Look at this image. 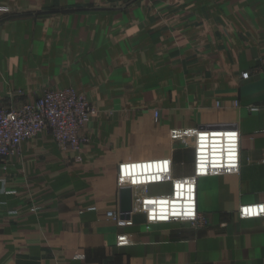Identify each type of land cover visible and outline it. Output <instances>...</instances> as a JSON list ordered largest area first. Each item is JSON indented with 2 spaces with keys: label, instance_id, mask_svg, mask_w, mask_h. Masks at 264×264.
I'll return each mask as SVG.
<instances>
[{
  "label": "crops",
  "instance_id": "0c3cea01",
  "mask_svg": "<svg viewBox=\"0 0 264 264\" xmlns=\"http://www.w3.org/2000/svg\"><path fill=\"white\" fill-rule=\"evenodd\" d=\"M1 7L9 12L0 11V102L10 96L15 103L31 102L45 88L70 85L100 105L135 103L133 86L171 85L170 47L162 44H170L171 24H177L176 36L194 40L208 57L195 67L204 75L198 88L162 128L236 127L240 168L197 180L206 228L148 222L146 212L134 208L128 213L132 221L124 224L107 212L122 214L117 182L120 164L134 159L130 150L102 142L99 116L85 129L89 142L80 153L64 154L43 132L22 144V168L43 163L56 170L33 177L25 169L15 184L6 178L5 187L17 188L16 196L4 194L0 172V264H264V217L239 214L242 206L264 203V0H140L125 8L116 0H0ZM110 71L148 75L146 82L134 83L132 73L118 80ZM160 71L166 72L161 80ZM149 95L147 103L155 104L154 91ZM126 124L113 127L125 133ZM178 143L189 144L191 156L182 150L176 156L166 141L164 149L147 155L169 159L173 178L195 176V146ZM39 151L48 160L29 161ZM171 194L172 181L149 186L150 198ZM92 206L97 210L89 211Z\"/></svg>",
  "mask_w": 264,
  "mask_h": 264
},
{
  "label": "built area",
  "instance_id": "2783aa9c",
  "mask_svg": "<svg viewBox=\"0 0 264 264\" xmlns=\"http://www.w3.org/2000/svg\"><path fill=\"white\" fill-rule=\"evenodd\" d=\"M252 111L260 106L250 107ZM98 107L84 95L71 88L47 89L34 101L21 105L0 107V160L20 151L22 144L48 132L60 145L81 152L85 144L83 130L90 120L99 114ZM159 116V112H156ZM178 140L191 143L196 148L197 174L173 178L169 159H155L122 163L119 182H134L137 199H145L148 222L179 221L194 229L209 226L206 215L200 213L196 198L197 180L204 176L235 173L240 168V137L236 127L205 129H174ZM127 178V179H126ZM172 181L173 194L153 199L149 186ZM89 211L97 208L92 206ZM243 217H264V203L241 207ZM107 217L121 221V214L109 210Z\"/></svg>",
  "mask_w": 264,
  "mask_h": 264
},
{
  "label": "rangeland",
  "instance_id": "374dc122",
  "mask_svg": "<svg viewBox=\"0 0 264 264\" xmlns=\"http://www.w3.org/2000/svg\"><path fill=\"white\" fill-rule=\"evenodd\" d=\"M116 1H123V6L125 8L129 3H134L135 1H140V0H126V1L116 0ZM0 11L8 13L9 8L1 7ZM0 23H2V21H0ZM177 31L179 33L177 24H171L172 38L169 40L170 44H162L164 46L170 47L169 48L170 66L173 67V70H171L169 75L171 80L170 86L167 87L166 86L165 87L164 86H160V87L133 86L131 89L134 93L138 94L137 98L139 99V101L135 103H128V102H124L123 100L122 102H117V103L111 102L109 104H101V105L98 103H94L100 111L99 114L94 118H97L99 116V118H97L98 122L102 121V124H104L105 126V129L100 133L99 138L102 139V142L107 143V146L109 147H113L116 145L117 147L122 148L125 146L124 149L128 148L134 157V159L127 160L122 163L152 160L153 156L152 155L148 156L147 154H149V152H151L152 150H155L156 152L157 150L164 149L165 146L163 144L165 141L167 142L168 150L174 152L176 156L178 154L177 153L178 150H182L185 153L190 152V156L192 154V149L189 146V144L187 145L185 143L182 144L178 143L177 132L171 130L170 131L163 130L162 126L164 125V123L168 121L172 122L173 118L175 117L174 114L178 113V110L185 107L186 105L185 104L186 102L184 101L185 96L189 92H194L195 89L198 88V86L196 87V84L200 82L202 76L204 75H202V72H200L198 68L195 67H198V65L201 64L202 59H205L208 56L202 55L200 53V46H197V44L195 45L194 40L179 39L176 36ZM156 42H158L157 39ZM181 50H187L192 52L188 55H183V54L179 55ZM159 58L162 59L163 56L159 55ZM185 60L186 62L193 60L196 62V64L187 65L185 64ZM256 61L259 62L261 61V59H257ZM187 66H190L191 68L186 69ZM259 71L260 70H258V72ZM131 73L135 78L133 80L134 83H137L138 81L146 82L145 79L146 76L148 75V72L110 71V76L112 79L122 80L125 77L130 78ZM165 73L160 71L156 74L157 77L161 80L163 79V74ZM251 73H252L251 70L246 71L243 72L241 76L242 78L245 79L248 78ZM60 88L74 89L78 94L84 95L87 98V96L84 93L78 92V90L74 86H70V85L64 87H48L45 88V90L60 89ZM113 88L121 89L122 92H124L121 86H117ZM152 91H154L156 97L155 104L147 103V100L150 99V95L148 96V93L151 94ZM21 104L24 103L23 102L15 103L14 98L10 96L9 102H0V107H7L13 105L17 106ZM237 104L238 102H236V105ZM190 105L192 106L194 104L191 103L189 104V106ZM216 105L218 106L219 104L217 103ZM140 108H143L145 110L143 109L140 110ZM156 112H159V116L156 115ZM118 113H121L124 116L121 117L120 115H117ZM94 118H92L90 122L93 121ZM108 122H110L111 126L108 125ZM121 122H123V124L124 122H127V124L125 125L126 128L125 133L122 130V128L116 130L114 129L116 126L113 127L116 124H121ZM89 123L86 125V127L82 132L86 140L85 144L89 142V137L85 133V129L89 126ZM172 126H174V124H172ZM172 128L178 129L177 127H172ZM102 133H106L108 138L105 139L104 136L102 137ZM57 145L60 147L61 151L66 155L68 150H72L65 145L62 146L58 143ZM148 148H151V150H148ZM44 153L45 152L43 151L33 153V155L29 158V161H32L34 163V162H42V160H48V159H44V155H43ZM64 154H61L62 158H65ZM23 155L24 153L19 151L5 160H0V172H2V175H4L1 177V182L4 185L3 192H6L4 194H7L8 196H16L18 194V190L17 188L14 187L11 190H8L7 187H5V184L7 182L6 178H10L11 182H14L15 184L19 179L18 176L20 174H23V170L25 169H27L28 171H32L31 173L27 172V175L33 177L36 176L37 172H42L51 169L56 170V167H52V166L46 167L43 163H35L34 166L32 167L29 166L28 168L23 169L21 162L26 160L25 156ZM138 155L140 156V158H137ZM62 169L66 170V167H63ZM64 184L65 183H61L59 184V186H63ZM117 186L119 192V208L122 206L121 192L129 191L131 192L130 205L132 209L134 208V211L139 210L141 212L142 210L141 208H144L145 206V201H144L145 199H137L138 198L137 193L138 190H140L139 188H136L137 185H135L134 182L132 183L131 181H126L125 179H122V182L119 181L117 182ZM165 187L166 186L162 188L155 187L154 189L155 190L157 189L158 191ZM123 202L126 203V200L123 199ZM128 213L129 212L125 213L124 215L121 214V221H123L124 224L132 221L131 220L132 215ZM239 214L241 217H243L241 214V207L239 209Z\"/></svg>",
  "mask_w": 264,
  "mask_h": 264
},
{
  "label": "water",
  "instance_id": "95a60500",
  "mask_svg": "<svg viewBox=\"0 0 264 264\" xmlns=\"http://www.w3.org/2000/svg\"><path fill=\"white\" fill-rule=\"evenodd\" d=\"M121 197H122V206L120 207V212L124 215L125 213L132 211V207L130 205L131 192L122 191ZM123 199L126 200V203L123 202Z\"/></svg>",
  "mask_w": 264,
  "mask_h": 264
}]
</instances>
